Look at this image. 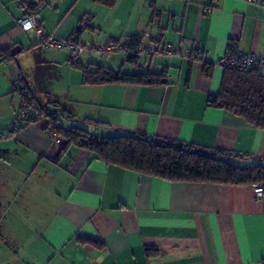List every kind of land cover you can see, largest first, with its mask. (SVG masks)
<instances>
[{
	"label": "crops",
	"instance_id": "obj_1",
	"mask_svg": "<svg viewBox=\"0 0 264 264\" xmlns=\"http://www.w3.org/2000/svg\"><path fill=\"white\" fill-rule=\"evenodd\" d=\"M81 1L48 0L41 25L73 38L87 17L79 36L91 43L148 32L179 46L182 56H141L137 64L126 52L85 51L79 59L118 72L128 65L134 70L127 73L167 71L165 83L84 84L69 49H43L19 25L20 1L0 0V48L20 49L0 61V103H20L18 116L26 85L41 101L49 95L78 103V113L68 111L109 124L93 126L95 134L134 131L250 155L231 159L239 166L264 164V129L209 103L220 92L219 61L231 43L264 54V4L92 0L88 9ZM59 90L64 99L54 98ZM13 118L0 137V264H264V196L254 185L172 182L124 169L87 148L56 143L46 117L25 126Z\"/></svg>",
	"mask_w": 264,
	"mask_h": 264
},
{
	"label": "trees",
	"instance_id": "obj_2",
	"mask_svg": "<svg viewBox=\"0 0 264 264\" xmlns=\"http://www.w3.org/2000/svg\"><path fill=\"white\" fill-rule=\"evenodd\" d=\"M86 18L84 17L81 22ZM86 27L81 25L75 34L80 35ZM143 37L142 34L129 38L131 47L134 48ZM129 55L130 61L137 64L140 56L133 52ZM10 58L13 56L9 50L0 48V61ZM71 65L82 70L83 82L86 85L163 84L168 76L167 71L118 72L97 63L84 65L78 61ZM209 67L205 71L207 76L211 75V65ZM223 68L225 71L220 92L210 96L209 103L232 112L257 128L264 129V77L256 70L239 71ZM20 93L23 98L22 107L25 103L35 104L39 110L38 116L23 120L24 126L46 117L51 134L57 133L65 144H75L89 149L96 158L108 164L172 182H206L226 185L264 183V164L243 167L231 160L249 157L248 154L202 147L134 131H123L115 135L95 134L88 125L97 128L109 126V124L92 117H78L68 110L60 112L58 111L60 103L57 100L46 95L41 101L31 94L26 85L20 88ZM62 118L69 122L78 121L80 124L66 126L62 124ZM17 120H19V114ZM17 130L15 128V132Z\"/></svg>",
	"mask_w": 264,
	"mask_h": 264
},
{
	"label": "built area",
	"instance_id": "obj_3",
	"mask_svg": "<svg viewBox=\"0 0 264 264\" xmlns=\"http://www.w3.org/2000/svg\"><path fill=\"white\" fill-rule=\"evenodd\" d=\"M21 17L18 19L21 29L25 32H34L39 38L40 45L44 48L57 50L60 48L69 49L68 56L69 64L77 63L81 55L85 51L96 52L102 56H112L118 52H126L128 54L135 53L141 56H156V55H169V56H182L183 51L179 46H175L170 42L161 43L153 39L151 34L145 32L144 37L141 38L134 48L131 47V41L126 40L110 41L108 43H91L84 40L81 36L76 35L73 38H62L53 32L47 31L41 25V10L48 3V0H19ZM212 2L213 0H205ZM264 4V0H257ZM210 10L211 7H205ZM82 27L87 26V19L82 22ZM194 52H191L193 55ZM219 64L225 68H232L239 71L256 70L264 77V54L257 55L255 53H247L241 51L236 43H231L227 48L225 55L220 59ZM39 115V110L36 105H29L27 103L20 109L19 120L32 118ZM52 136L56 143H62L63 139L57 134L53 133ZM254 189L257 197L264 196V183H255Z\"/></svg>",
	"mask_w": 264,
	"mask_h": 264
},
{
	"label": "rangeland",
	"instance_id": "obj_4",
	"mask_svg": "<svg viewBox=\"0 0 264 264\" xmlns=\"http://www.w3.org/2000/svg\"><path fill=\"white\" fill-rule=\"evenodd\" d=\"M79 7L80 8L94 9L95 5L93 4L92 0H82L80 2V4H79ZM31 33H34V32L32 31V32H30L28 34H31ZM36 38H37V36H36ZM39 46H41V45H39ZM42 48L45 49V50H48L50 52H55L56 51V50H51V49H47V48H44V47H42ZM133 70H134L133 66L128 65V67H127V69L125 71L131 72ZM66 94H67L66 91L59 90V91L56 92V94H54V98H56V99L57 98H63L64 99ZM58 102L60 103L59 107H58V111L62 112L64 110H69V111H73L75 113H78V109L75 108V106L79 107L78 103H71V104L74 105L73 106L70 103H66L65 101H63L61 99H59ZM19 104L20 103H0V137H1V135L6 134V132L9 130V126H10L9 124H10V120H11L12 114H14V118L13 119H15L17 117V115L14 112L13 108H14V106L19 107ZM80 106L83 107L85 105H81L80 104ZM87 107H89V106H87ZM61 121H62V124L66 125V126H70L72 124H80L78 121L69 122L65 118H62ZM88 128L89 129H93L94 127L88 125ZM102 131L103 130H100V132L103 134L104 132H102ZM1 144L2 145L3 144L6 145L5 142H3V143L1 142Z\"/></svg>",
	"mask_w": 264,
	"mask_h": 264
},
{
	"label": "water",
	"instance_id": "obj_5",
	"mask_svg": "<svg viewBox=\"0 0 264 264\" xmlns=\"http://www.w3.org/2000/svg\"><path fill=\"white\" fill-rule=\"evenodd\" d=\"M19 50H20V49H12L11 54H12L13 56H15V55H17V54L19 53Z\"/></svg>",
	"mask_w": 264,
	"mask_h": 264
}]
</instances>
